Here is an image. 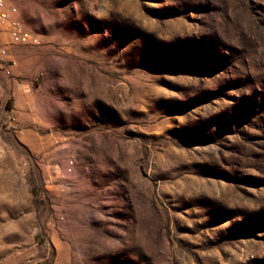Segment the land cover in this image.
<instances>
[{"label":"rangeland","instance_id":"obj_1","mask_svg":"<svg viewBox=\"0 0 264 264\" xmlns=\"http://www.w3.org/2000/svg\"><path fill=\"white\" fill-rule=\"evenodd\" d=\"M16 2L0 264H264V0Z\"/></svg>","mask_w":264,"mask_h":264},{"label":"built area","instance_id":"obj_2","mask_svg":"<svg viewBox=\"0 0 264 264\" xmlns=\"http://www.w3.org/2000/svg\"><path fill=\"white\" fill-rule=\"evenodd\" d=\"M0 25L6 26L11 44L30 45L37 44L39 41L37 34L24 23L14 0H0ZM0 74H11L8 63L5 64L0 61ZM72 165L73 161H70L69 171H72Z\"/></svg>","mask_w":264,"mask_h":264},{"label":"crops","instance_id":"obj_3","mask_svg":"<svg viewBox=\"0 0 264 264\" xmlns=\"http://www.w3.org/2000/svg\"><path fill=\"white\" fill-rule=\"evenodd\" d=\"M14 3H15L16 5H18L17 2H16V0H14Z\"/></svg>","mask_w":264,"mask_h":264}]
</instances>
